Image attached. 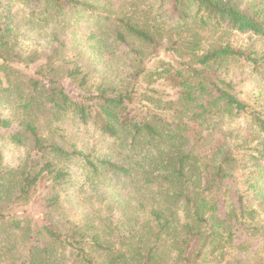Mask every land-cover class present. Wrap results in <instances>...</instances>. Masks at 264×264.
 <instances>
[{
    "label": "trees",
    "instance_id": "trees-1",
    "mask_svg": "<svg viewBox=\"0 0 264 264\" xmlns=\"http://www.w3.org/2000/svg\"><path fill=\"white\" fill-rule=\"evenodd\" d=\"M0 264H264V0H0Z\"/></svg>",
    "mask_w": 264,
    "mask_h": 264
},
{
    "label": "rangeland",
    "instance_id": "rangeland-1",
    "mask_svg": "<svg viewBox=\"0 0 264 264\" xmlns=\"http://www.w3.org/2000/svg\"><path fill=\"white\" fill-rule=\"evenodd\" d=\"M236 34L237 35L235 37H233L235 44L245 46L246 45V35L239 34V33H236ZM28 42L25 43L24 46H27ZM241 90H242V93H239V98L243 99L246 103L253 105L254 97H251V95L254 94V92L251 91V85L249 83H245V84L243 83ZM5 156H6L5 160L7 162H10V163L11 162L13 163L16 160V158L18 157L17 153L15 151H13L11 148H8V150H6ZM75 174L78 177L81 176L82 168L80 167V165H77L75 167ZM78 180H79V178H78ZM79 182H80V180H79Z\"/></svg>",
    "mask_w": 264,
    "mask_h": 264
}]
</instances>
